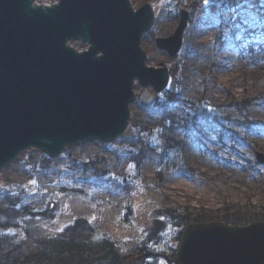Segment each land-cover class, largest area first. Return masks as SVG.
Returning <instances> with one entry per match:
<instances>
[{
	"label": "rangeland",
	"instance_id": "1",
	"mask_svg": "<svg viewBox=\"0 0 264 264\" xmlns=\"http://www.w3.org/2000/svg\"><path fill=\"white\" fill-rule=\"evenodd\" d=\"M130 1L152 7L140 46L148 66L168 68L166 88L136 82L129 127L114 140L80 142L57 157L28 148L0 170V255L34 250L81 217L93 240L110 238L131 264H170L140 260L176 251L181 228L164 217L159 240L144 245L156 212L264 211V165L255 160L264 154V0ZM182 9L189 18L170 56L155 39L173 33ZM144 90L157 94L151 108L139 101Z\"/></svg>",
	"mask_w": 264,
	"mask_h": 264
},
{
	"label": "water",
	"instance_id": "2",
	"mask_svg": "<svg viewBox=\"0 0 264 264\" xmlns=\"http://www.w3.org/2000/svg\"><path fill=\"white\" fill-rule=\"evenodd\" d=\"M37 1L0 0V170L28 148L57 157L80 142L116 139L129 127L135 83L160 93L169 79L167 67L147 65L140 46L154 19L149 3ZM188 18L180 10L156 46L178 53ZM139 101L151 108L157 94L144 90ZM255 160L264 165V154ZM174 264H264V221L188 223Z\"/></svg>",
	"mask_w": 264,
	"mask_h": 264
},
{
	"label": "trees",
	"instance_id": "3",
	"mask_svg": "<svg viewBox=\"0 0 264 264\" xmlns=\"http://www.w3.org/2000/svg\"><path fill=\"white\" fill-rule=\"evenodd\" d=\"M241 1V0H231ZM42 215L43 212L36 213ZM44 215V214H43ZM167 218L174 226L180 227L191 222H207L220 220L230 225H245L251 221H264V211L247 212L238 209H226L219 216L212 217L204 213H191L175 208H166L151 220L147 227L146 242L158 241L164 231ZM179 232V235L181 234ZM142 248H137V255L142 254ZM174 254L145 253L140 260L147 256L162 257L170 264H174ZM132 257L122 254L116 243L110 238L92 239V227L85 218H76L58 235L38 241L34 250H24L13 247L0 255V264H131Z\"/></svg>",
	"mask_w": 264,
	"mask_h": 264
},
{
	"label": "snow or ice",
	"instance_id": "4",
	"mask_svg": "<svg viewBox=\"0 0 264 264\" xmlns=\"http://www.w3.org/2000/svg\"><path fill=\"white\" fill-rule=\"evenodd\" d=\"M205 3H207V0H205Z\"/></svg>",
	"mask_w": 264,
	"mask_h": 264
},
{
	"label": "bare ground",
	"instance_id": "5",
	"mask_svg": "<svg viewBox=\"0 0 264 264\" xmlns=\"http://www.w3.org/2000/svg\"><path fill=\"white\" fill-rule=\"evenodd\" d=\"M75 47H77V46H75ZM77 48H79V47H77ZM136 84V83H135Z\"/></svg>",
	"mask_w": 264,
	"mask_h": 264
}]
</instances>
